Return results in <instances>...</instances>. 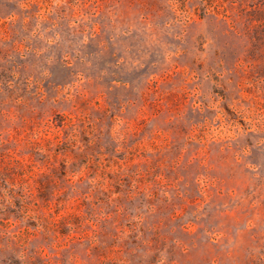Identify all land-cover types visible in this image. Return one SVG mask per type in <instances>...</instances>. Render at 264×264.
I'll return each mask as SVG.
<instances>
[{
    "label": "rangeland",
    "instance_id": "obj_1",
    "mask_svg": "<svg viewBox=\"0 0 264 264\" xmlns=\"http://www.w3.org/2000/svg\"><path fill=\"white\" fill-rule=\"evenodd\" d=\"M0 264H264V0H0Z\"/></svg>",
    "mask_w": 264,
    "mask_h": 264
}]
</instances>
